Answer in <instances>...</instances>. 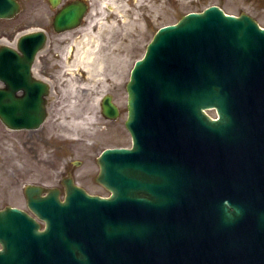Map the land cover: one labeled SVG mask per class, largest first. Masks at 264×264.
Listing matches in <instances>:
<instances>
[{
  "label": "water",
  "instance_id": "water-1",
  "mask_svg": "<svg viewBox=\"0 0 264 264\" xmlns=\"http://www.w3.org/2000/svg\"><path fill=\"white\" fill-rule=\"evenodd\" d=\"M19 12L17 0H0V19ZM86 13V4H69L54 31L78 28ZM48 45L43 29L21 35L16 47L0 44V120L9 131H37L50 116L53 86L35 73ZM127 91L133 147L98 159L97 181L112 197L75 190L59 205L29 186L31 210L54 229L66 212L50 210H69L75 193L82 204L122 207L123 264H264V29L217 6L189 13L159 29ZM101 107L105 118L119 117L112 96ZM15 215V248L6 245L0 264H39V226Z\"/></svg>",
  "mask_w": 264,
  "mask_h": 264
},
{
  "label": "rangeland",
  "instance_id": "rangeland-1",
  "mask_svg": "<svg viewBox=\"0 0 264 264\" xmlns=\"http://www.w3.org/2000/svg\"><path fill=\"white\" fill-rule=\"evenodd\" d=\"M129 1H124L126 8H129ZM234 1L143 0L136 13L137 17H141L138 32H134L132 41L125 37L120 38L124 47H128L130 41L131 46L126 49L123 62L118 66L119 74L115 75L110 66L106 73L85 80L80 72L81 66L75 63L76 43L84 39L83 33L75 31L55 34L51 25L55 11L46 0H19L23 6L22 12L14 20H0V27L7 33L24 25L27 26L25 29L43 28L48 31L49 47L42 54L46 58L43 76L51 82L55 100L49 119L40 132L48 138L54 137L55 140L52 143L27 144L24 142L26 132H10L0 124V140L2 136L5 137V143L0 146V173L7 170V161H10L8 167L11 163L15 166L16 197L18 198V188L22 189L26 184L41 180L53 183V180L47 178L56 171H64L66 163L69 168L73 167L71 171L76 181L94 193L107 196L104 188L94 181V176L100 171L96 159L108 147H130L132 144L125 128L128 116L126 85L135 62L144 56L148 44L159 28L176 24L184 15L201 12L211 5H219L227 13L238 15ZM257 1L264 3V0ZM89 2L92 9L86 23H91L94 29L96 19L108 22L109 14L113 10L108 6L113 7L114 3L109 0ZM101 3H104L106 9L101 8ZM252 7V10L258 12L263 5L255 3ZM259 21L264 26V18ZM8 40L4 37L0 42L9 43ZM70 71L72 73L69 74ZM108 94L113 96L121 112L116 121L106 120L101 112V99ZM209 114L215 115L213 111ZM74 161H81L82 164L74 166Z\"/></svg>",
  "mask_w": 264,
  "mask_h": 264
},
{
  "label": "flooded vegetation",
  "instance_id": "flooded-vegetation-1",
  "mask_svg": "<svg viewBox=\"0 0 264 264\" xmlns=\"http://www.w3.org/2000/svg\"><path fill=\"white\" fill-rule=\"evenodd\" d=\"M82 1L85 0H61L60 6L54 10L56 13L61 10L66 5L71 2ZM49 4V1L46 0ZM21 3V2H20ZM263 5L262 8H259L258 12H255L253 4ZM50 6V4H49ZM234 6L236 7V12L238 15L248 14L259 24L260 18H264V3L259 2L257 0H235ZM21 4V10L22 8ZM51 7V6H50ZM52 8V7H51ZM90 10V8H89ZM18 17V16H17ZM16 17V18H17ZM14 18V19H16ZM12 19V20H14ZM27 27L26 25L17 27L12 29L11 33H7L4 28L0 27V39L6 37L9 39L10 43L14 45V42L19 34L24 32ZM45 55L39 54L37 58V64L39 65V72L41 75L45 72L44 67L46 66V58ZM1 124V122H0ZM2 125V124H1ZM3 126V125H2ZM54 137H47L46 135L39 132H26L24 142L29 144H36L41 142H50L54 141ZM5 143V137L2 136L0 140V146ZM39 160V159H36ZM10 161H7L9 165ZM74 166H80L82 162H73ZM65 170L56 171L52 174L51 177L47 178L49 180H53V183H46V180H41L40 182L34 183L35 187H38L39 196L44 201L49 199L55 200L59 205L64 204L67 199V195L69 192L73 193L75 190H82L88 195L97 196L101 198H106L111 195V193L104 188V191L107 192V196H103L98 193H94L91 189L84 187L78 181L75 180L73 172L67 165ZM7 165V170L0 173V252H5L7 248L6 245H12L15 248V229L17 225V217L15 215V210L18 209L25 216L33 219L38 225L39 230L42 232H47L42 239V250L43 254L41 257L40 264H93V246H89V244L83 243L81 245L80 237L78 234V230L75 228L78 225V215L77 219L72 220V224L65 223L64 221L61 223V227L54 232L53 234H49V223L48 220L44 217H38L33 211L30 209L27 188L24 186L22 189L18 188V198L17 194V177H16V168L13 167V164H10V167ZM86 176V175H83ZM82 176V177H83ZM94 181H96V175L94 176ZM71 183L74 187H68L67 184ZM98 184V183H97ZM77 186V188H75ZM75 201L79 202L80 197L78 193H75ZM37 195H35L36 197ZM18 200V203H17ZM68 209L57 208L54 210H50L49 217H54L64 212H67ZM76 216V215H75ZM103 236L101 240H106L110 237H115L117 224L113 219L106 220L102 224ZM4 236L6 239H3ZM120 238L124 241L126 238V222L124 220H120ZM111 242V239H110ZM13 248V249H14ZM97 250L100 253H105V247L103 244H100ZM108 260L106 256L100 255V259L95 261L94 264H116V257L113 250H109L107 252ZM121 261V259H120Z\"/></svg>",
  "mask_w": 264,
  "mask_h": 264
},
{
  "label": "bare ground",
  "instance_id": "bare-ground-1",
  "mask_svg": "<svg viewBox=\"0 0 264 264\" xmlns=\"http://www.w3.org/2000/svg\"><path fill=\"white\" fill-rule=\"evenodd\" d=\"M109 1H112L114 5L108 6L113 9L109 14L108 22L96 19L94 29L91 23H86L82 28L68 32L78 31L84 35V39L76 43L75 63L81 66L80 72L85 80H91L106 73V69L110 66L114 69V74L118 75V66L123 62L124 53L131 46L134 32H138L140 28L141 17H137L136 13L139 6H142L143 0H130L127 2L129 8H126L124 2L126 0ZM101 8H105L104 3H101ZM121 37L131 40L128 47H124V43L120 42ZM74 75L76 76V73Z\"/></svg>",
  "mask_w": 264,
  "mask_h": 264
}]
</instances>
